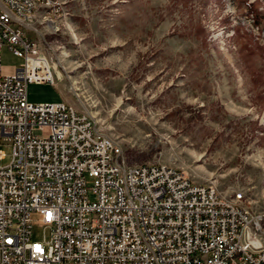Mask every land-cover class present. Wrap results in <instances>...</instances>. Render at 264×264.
I'll list each match as a JSON object with an SVG mask.
<instances>
[{"label":"rangeland","instance_id":"obj_1","mask_svg":"<svg viewBox=\"0 0 264 264\" xmlns=\"http://www.w3.org/2000/svg\"><path fill=\"white\" fill-rule=\"evenodd\" d=\"M58 1L42 46L56 85L30 84L28 100L65 102L129 165L175 167L264 217V0ZM21 63L4 49L6 72ZM0 151L7 165L1 136Z\"/></svg>","mask_w":264,"mask_h":264},{"label":"built area","instance_id":"obj_2","mask_svg":"<svg viewBox=\"0 0 264 264\" xmlns=\"http://www.w3.org/2000/svg\"><path fill=\"white\" fill-rule=\"evenodd\" d=\"M62 14L58 0H0V264H264V217L243 194L129 165L93 118L28 100L30 84L56 85L42 46ZM5 48L22 60L10 73Z\"/></svg>","mask_w":264,"mask_h":264},{"label":"crops","instance_id":"obj_3","mask_svg":"<svg viewBox=\"0 0 264 264\" xmlns=\"http://www.w3.org/2000/svg\"><path fill=\"white\" fill-rule=\"evenodd\" d=\"M14 69H12V70H9L8 72L10 73V72H12Z\"/></svg>","mask_w":264,"mask_h":264}]
</instances>
